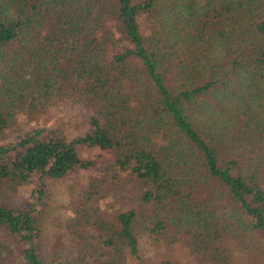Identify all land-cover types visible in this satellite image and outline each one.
I'll use <instances>...</instances> for the list:
<instances>
[{"label":"trees","instance_id":"trees-1","mask_svg":"<svg viewBox=\"0 0 264 264\" xmlns=\"http://www.w3.org/2000/svg\"><path fill=\"white\" fill-rule=\"evenodd\" d=\"M68 94L94 110L74 139L40 125ZM79 147L108 176L44 262L36 208L47 178L96 167ZM34 180L30 208L6 203ZM140 226L191 237L199 264H264V0H0V264H142Z\"/></svg>","mask_w":264,"mask_h":264},{"label":"rangeland","instance_id":"rangeland-1","mask_svg":"<svg viewBox=\"0 0 264 264\" xmlns=\"http://www.w3.org/2000/svg\"><path fill=\"white\" fill-rule=\"evenodd\" d=\"M51 119L41 118L40 125L45 127H58L64 130L65 135L69 139L85 135L90 129V118L94 115V110L83 105L81 98L77 94H68L63 96L58 102L51 106ZM35 121H30L35 126ZM28 120H25L20 128L14 127L5 139L1 142L13 140L18 133L25 131L29 127ZM14 133V134H13ZM78 152L85 160H96L98 163L94 169L88 171H77L70 174L64 180H52L47 178V196L40 202L37 214L42 213V238L39 241V255L44 262L49 258V251L55 250L57 244L55 240L59 231L62 220L67 216H73L72 203H76L82 199L83 194L89 189V183L93 179H105L108 176L110 157L107 153H103L99 149H88L79 147ZM130 186V185H128ZM123 188L127 187L124 183ZM37 189L36 180L28 186H25L12 196L6 203L16 208L28 209L35 202L33 191ZM118 192L113 191V183L103 191L101 195L106 196V200L102 202L103 213L113 216L115 209L123 207H115L109 210L104 208L109 202V197L116 196ZM128 207H133L131 199L124 196ZM124 209V208H123ZM136 236L139 241L140 258L142 264H160L163 260H169L173 264H199L197 258L192 254L194 240L191 237H182L170 235L163 239L161 244H153L145 232V229L137 227ZM24 247L17 249V253L21 254ZM264 249V246L262 247ZM9 264H24V260L20 257L13 259ZM134 264V262H131ZM247 264H256L255 262H247Z\"/></svg>","mask_w":264,"mask_h":264}]
</instances>
